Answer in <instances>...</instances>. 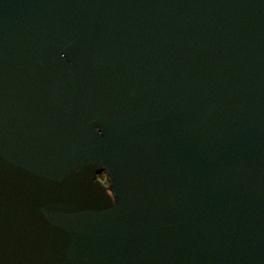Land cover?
Segmentation results:
<instances>
[{
  "label": "water",
  "instance_id": "1",
  "mask_svg": "<svg viewBox=\"0 0 264 264\" xmlns=\"http://www.w3.org/2000/svg\"><path fill=\"white\" fill-rule=\"evenodd\" d=\"M0 264H264V0H0Z\"/></svg>",
  "mask_w": 264,
  "mask_h": 264
},
{
  "label": "flooded vegetation",
  "instance_id": "2",
  "mask_svg": "<svg viewBox=\"0 0 264 264\" xmlns=\"http://www.w3.org/2000/svg\"><path fill=\"white\" fill-rule=\"evenodd\" d=\"M103 176V177H102ZM101 178L105 179V175L104 174H101Z\"/></svg>",
  "mask_w": 264,
  "mask_h": 264
},
{
  "label": "rangeland",
  "instance_id": "3",
  "mask_svg": "<svg viewBox=\"0 0 264 264\" xmlns=\"http://www.w3.org/2000/svg\"><path fill=\"white\" fill-rule=\"evenodd\" d=\"M103 177V176H102ZM99 178H101V175L99 176ZM103 180V182H105V180L103 178H101Z\"/></svg>",
  "mask_w": 264,
  "mask_h": 264
}]
</instances>
